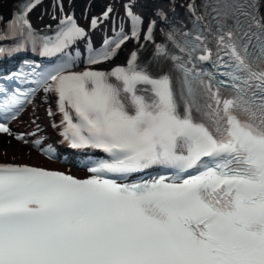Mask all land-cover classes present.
<instances>
[{
	"label": "snow or ice",
	"instance_id": "1",
	"mask_svg": "<svg viewBox=\"0 0 264 264\" xmlns=\"http://www.w3.org/2000/svg\"><path fill=\"white\" fill-rule=\"evenodd\" d=\"M38 2L24 3L9 29L41 44V55L84 37L70 16L41 37L27 19ZM189 8L198 22L211 16L205 30L226 79L196 71L194 61L212 58L199 29L182 42L168 32L150 60L133 51L109 72L71 71L69 57L34 73L31 91L57 96L69 147L105 155L86 162L83 179L0 163V264H264V0ZM128 16L138 37L142 18L130 7ZM128 39L121 32L88 63L111 59ZM24 102L0 90L5 119ZM0 133L12 134L5 123ZM153 168L166 174L130 180Z\"/></svg>",
	"mask_w": 264,
	"mask_h": 264
},
{
	"label": "bare ground",
	"instance_id": "2",
	"mask_svg": "<svg viewBox=\"0 0 264 264\" xmlns=\"http://www.w3.org/2000/svg\"><path fill=\"white\" fill-rule=\"evenodd\" d=\"M81 1H83V0H70V2L74 5V4H80L81 3ZM87 1V0H86ZM85 1V2H86ZM96 1H102V0H94V2H96ZM174 1H176V0H174ZM7 2H11V0H0V7H3V5L5 4V3H7Z\"/></svg>",
	"mask_w": 264,
	"mask_h": 264
}]
</instances>
